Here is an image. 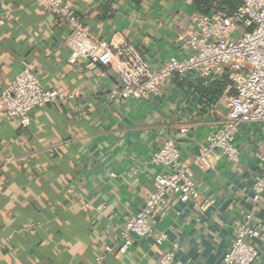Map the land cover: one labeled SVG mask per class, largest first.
<instances>
[{"label": "crops", "instance_id": "obj_1", "mask_svg": "<svg viewBox=\"0 0 264 264\" xmlns=\"http://www.w3.org/2000/svg\"><path fill=\"white\" fill-rule=\"evenodd\" d=\"M103 3L71 0L96 40L129 42L153 66L170 55L185 56L177 36L193 26L191 0H144L138 7L114 0L110 16L100 19ZM0 22V93L27 65L45 89L70 96L32 112L25 128L0 119V264H93L101 245L119 247V228L153 189L156 168L149 155L166 141L178 145L201 199L211 205L200 210L199 202L170 199L171 216L154 229L167 240L156 246L154 236H132L128 254L109 255L106 263L159 264L164 252L173 251L171 264H222L248 216L259 233L248 239L258 251L253 264H264V196L252 201L264 128L242 126L237 163L224 157L213 159L208 169L193 163L206 135L225 118L231 87L204 104L194 88L209 82L192 74L160 83L155 95L140 101L113 100L109 91L116 81L109 70L69 64L64 45L69 27L35 0H0ZM101 71L108 73L99 77ZM100 202L105 203L100 213L85 206Z\"/></svg>", "mask_w": 264, "mask_h": 264}, {"label": "built area", "instance_id": "obj_2", "mask_svg": "<svg viewBox=\"0 0 264 264\" xmlns=\"http://www.w3.org/2000/svg\"><path fill=\"white\" fill-rule=\"evenodd\" d=\"M50 12L70 32L64 41L70 51L68 63L81 61L87 69L106 67L116 81L109 97L119 100L140 101L157 93L160 83L173 78H187L198 74L208 82L215 81L222 72L228 73L232 95L226 96V116L219 127L206 135L204 143L194 157V165L208 169L213 159L226 158L237 163L240 155L236 138L242 126L256 124L264 128V0H241L235 11L194 13L192 28L177 36L185 49V56L174 55L159 66H153L131 43L121 39L109 42L96 40L88 27L72 10L71 0H35ZM91 1V0H88ZM1 23V22H0ZM108 72H99L105 77ZM65 95L57 90L45 89L37 80L31 66L17 73L0 93V119L16 121L22 128L32 122L31 114L48 105L62 101ZM261 165L260 174L252 184V201L258 203L264 196V149L255 154ZM156 168L152 178L153 189L144 196L141 208L119 228V247L103 244L95 250L93 264H107L109 255L126 256L133 244L132 236L144 239L154 236V244L161 246L167 236L154 233L159 221L172 214L170 199L181 203L199 202L206 210L211 202L201 194L187 165L182 161L178 145L166 141L148 158ZM131 173V176L135 175ZM86 208L100 213L105 203ZM173 215H177L174 213ZM259 233L244 218L237 236L223 254L222 264H253L257 249L248 239H258ZM2 247L0 245V260ZM174 252H164L159 264H171Z\"/></svg>", "mask_w": 264, "mask_h": 264}, {"label": "trees", "instance_id": "obj_3", "mask_svg": "<svg viewBox=\"0 0 264 264\" xmlns=\"http://www.w3.org/2000/svg\"><path fill=\"white\" fill-rule=\"evenodd\" d=\"M123 1L128 2L133 7H138L144 0ZM102 2L104 3L98 7L100 19L110 16L109 14L114 5V0H102ZM241 3V0H191L192 9L201 15H208L212 12H224L230 15ZM231 85L228 79V73L225 72L219 81L209 82L208 84L198 83L194 89L199 95V98L204 100V104H210L214 103L222 95L223 91L227 87H231Z\"/></svg>", "mask_w": 264, "mask_h": 264}]
</instances>
